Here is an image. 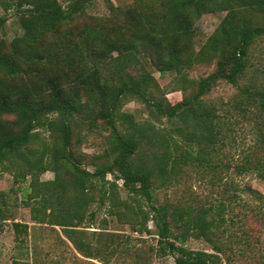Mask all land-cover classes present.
<instances>
[{
  "label": "trees",
  "instance_id": "trees-1",
  "mask_svg": "<svg viewBox=\"0 0 264 264\" xmlns=\"http://www.w3.org/2000/svg\"><path fill=\"white\" fill-rule=\"evenodd\" d=\"M90 3L0 0V33L8 12L21 29L0 38V172L54 173L29 183L31 220L60 228L78 255L101 264H264V192L251 185L264 188V61L253 63L264 0H131L87 18ZM216 13L224 15L196 49L195 22ZM199 66L213 70L191 76ZM153 72L172 77L179 102L166 99ZM220 83L235 91L225 114L209 99ZM130 100L145 119L121 112ZM84 125L106 133L98 157L72 149ZM39 130L53 135L50 143ZM184 181L205 185L208 197L157 199ZM101 208L132 234L155 236V245L131 250L136 238L104 232L105 219L99 232L87 231ZM11 226L16 237L27 232V224ZM188 239L212 253L188 249Z\"/></svg>",
  "mask_w": 264,
  "mask_h": 264
},
{
  "label": "rangeland",
  "instance_id": "rangeland-1",
  "mask_svg": "<svg viewBox=\"0 0 264 264\" xmlns=\"http://www.w3.org/2000/svg\"><path fill=\"white\" fill-rule=\"evenodd\" d=\"M69 0H59L61 4L66 3ZM131 0H91L87 8V18L90 17H106L109 16V6L125 8L130 4ZM3 14L0 8V16ZM223 13L207 14L203 15L194 24L195 39L194 46L197 49L205 39L213 32L216 26L219 24L223 17ZM83 17L76 20L74 26H80ZM86 19V17H85ZM21 34V29L17 23L16 17L12 12L7 13V19L3 26V30L0 33V38L7 41L11 40L15 36ZM115 56V54H113ZM264 61V40L262 42V50L255 52L253 63H263ZM213 70V67L206 68L205 66H199L195 68V71L191 76H199L209 74ZM153 76L163 93H167L166 99L175 104L181 100L180 92L172 91V77L168 74L163 77L159 76L157 72H153ZM185 86L182 81L181 87ZM235 93L234 89L223 83L218 84L210 93L209 99L221 104V109L225 114L228 110L225 103ZM121 112L132 115L134 120H142L147 117L144 112L143 106L135 100L125 102L121 108ZM229 117V116H227ZM97 124H100L98 122ZM100 126V125H99ZM245 131V130H244ZM244 131H237V136L243 140L246 135ZM39 137L47 140L50 143L53 139V135L39 130ZM106 135L101 129L88 132L86 125L82 126L75 132V137L71 140L72 149L79 154H83L88 157H98L104 149V136ZM37 146H35L36 148ZM88 170H92L91 167H87ZM54 179V173L51 170H46L40 174L29 175L25 174L22 170H2L0 172V209L2 215L6 220L0 219V264H12L13 261L18 263L28 264H101L96 260H87L78 255L70 244L62 237L60 228L51 227L46 224H37L31 220L30 206L37 204L27 199L25 194L32 192L29 183L37 180L38 183L51 181ZM111 180L110 176L107 177ZM36 181V182H37ZM120 186L121 183L117 182ZM253 188L264 192L262 185L256 181H252ZM209 190L203 184L184 181L175 186H171L166 189H161L156 193V197L159 201H179L185 196H199L201 200L205 196L208 197ZM120 196L124 195L120 192ZM97 196L95 195V198ZM210 198V197H209ZM208 199V198H207ZM206 199V200H207ZM1 215V214H0ZM107 220V226L104 232L123 234L124 236H131L132 239L130 249L132 250H146L150 246L155 245L156 238L153 235L138 237L136 234H132L126 225H121L114 221L112 217L106 215L103 208L98 209L95 215V225L93 228L87 229V231L99 232L98 223L100 220ZM19 222L27 224L26 234L15 236L11 223ZM149 229L153 230L151 222L148 223ZM185 246L191 250L205 251L212 253L210 247L195 239H188ZM172 263L171 257H164L159 259L153 257L151 264H163ZM111 264H120L119 261H111Z\"/></svg>",
  "mask_w": 264,
  "mask_h": 264
}]
</instances>
